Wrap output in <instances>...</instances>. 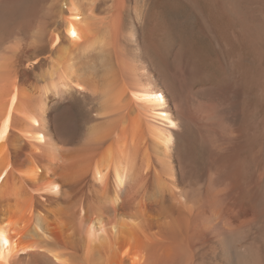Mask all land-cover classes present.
I'll return each mask as SVG.
<instances>
[{"label":"bare ground","instance_id":"bare-ground-1","mask_svg":"<svg viewBox=\"0 0 264 264\" xmlns=\"http://www.w3.org/2000/svg\"><path fill=\"white\" fill-rule=\"evenodd\" d=\"M157 1L0 0V264H264V0Z\"/></svg>","mask_w":264,"mask_h":264},{"label":"rangeland","instance_id":"rangeland-1","mask_svg":"<svg viewBox=\"0 0 264 264\" xmlns=\"http://www.w3.org/2000/svg\"><path fill=\"white\" fill-rule=\"evenodd\" d=\"M155 1H157V0H154V2H155ZM154 2H153V0H151V4H153ZM157 2H158V1H157Z\"/></svg>","mask_w":264,"mask_h":264}]
</instances>
